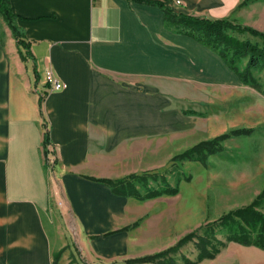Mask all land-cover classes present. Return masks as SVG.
I'll return each instance as SVG.
<instances>
[{"label":"crops","instance_id":"crops-1","mask_svg":"<svg viewBox=\"0 0 264 264\" xmlns=\"http://www.w3.org/2000/svg\"><path fill=\"white\" fill-rule=\"evenodd\" d=\"M241 1L170 0V6L176 13L220 18ZM9 2L27 47L18 45L0 14V264H128L162 250L147 249L171 227H184L188 203L142 199L105 180L135 174L128 147L180 119V112L160 108L159 93H167L161 84L235 82V74L211 49L167 27L155 5ZM194 48L213 56L227 76L204 70ZM46 69L65 84L62 89L49 90ZM46 122L52 166L43 150ZM55 184L67 230L46 215L52 206L58 209L51 201ZM174 210L181 212L179 221L168 227Z\"/></svg>","mask_w":264,"mask_h":264},{"label":"rangeland","instance_id":"rangeland-1","mask_svg":"<svg viewBox=\"0 0 264 264\" xmlns=\"http://www.w3.org/2000/svg\"><path fill=\"white\" fill-rule=\"evenodd\" d=\"M224 17L264 32V0L241 1ZM245 62L246 59H243L239 64L240 69ZM230 71L235 74V82L174 80L161 84L160 89L167 93H159L162 97L160 102H164L160 108L180 112V119H175L174 128L137 139L128 147L126 155L129 161L134 162L137 176L125 179L141 196H146L148 190L171 188L174 189L171 194L150 198L168 196L166 201L174 206L183 201L189 205L184 227H171L154 241L153 244L158 245L149 246L147 250L154 251L160 247L165 250L193 231L203 235L206 225L231 210L250 204L264 190V96L243 84L236 73ZM253 75L264 87V69L254 71ZM215 137H221L220 150L208 155L205 160L193 156L173 160L174 156L195 144ZM53 158L56 156L53 155ZM142 176L147 180L148 189ZM53 187L51 201L58 209L52 206L46 215L55 225L60 224L63 230H67L63 224L65 214L60 212L64 200L60 198L59 184ZM261 210L264 212V204ZM180 214V211L174 210L173 219L167 221L168 227L176 226ZM224 233V229L216 226L217 237L224 239ZM65 237L76 257L78 251L70 233L65 232ZM196 239L193 238L194 241ZM193 240L168 254L173 259L171 263L183 264V255L195 260L197 248ZM73 260L77 261L76 258ZM197 264H264V250L229 242L214 258H205Z\"/></svg>","mask_w":264,"mask_h":264},{"label":"trees","instance_id":"trees-1","mask_svg":"<svg viewBox=\"0 0 264 264\" xmlns=\"http://www.w3.org/2000/svg\"><path fill=\"white\" fill-rule=\"evenodd\" d=\"M150 5L158 6L164 14V23L175 32L186 34L194 38L199 43L205 45L217 53L226 65L236 73L243 84L260 92L264 96L262 83L254 77L253 72L264 69V32L251 26L235 23L227 17L208 18L194 16L185 13H176L170 6V0H134ZM0 14L3 16L7 25L12 31L19 46L27 47L24 41L23 31L15 23L9 0H0ZM22 56V53H21ZM246 59L242 69L239 64ZM43 97L39 98L40 108L42 107ZM215 137L201 141L181 154L174 156L173 160L187 157H195L198 160H205L206 157L220 150L219 139ZM49 126L44 125L43 150L47 163L48 157L54 155L53 147L50 146ZM52 146V145H51ZM56 160V158H55ZM136 174L129 178H136ZM146 176V175H145ZM105 180V179H103ZM145 188L147 180L142 176ZM113 189L118 192L131 191L139 198H150L161 194H171L174 189L151 190L146 196H141L139 191L127 179L117 181L105 180ZM169 188V187H167ZM264 204V190L248 205L229 211L221 216L217 221L205 226L204 234L199 236L196 232H191L181 237L174 245L160 252L147 254L141 257L127 259L128 264L133 263H155V264H178L171 263L173 259L168 257L169 253L176 252L178 248L197 237L195 246L197 255L195 260L183 255V264H197L207 258H214L222 248L229 242H235L244 246H254L264 250V212L261 210ZM216 226L225 230L224 239L215 235Z\"/></svg>","mask_w":264,"mask_h":264},{"label":"bare ground","instance_id":"bare-ground-1","mask_svg":"<svg viewBox=\"0 0 264 264\" xmlns=\"http://www.w3.org/2000/svg\"><path fill=\"white\" fill-rule=\"evenodd\" d=\"M195 54L197 58H200V66L203 67L204 70L207 72L216 75V76H227V72L223 70V68L220 66V63L215 60V58L209 54H206L202 50H195ZM199 67V66H198Z\"/></svg>","mask_w":264,"mask_h":264},{"label":"built area","instance_id":"built-area-1","mask_svg":"<svg viewBox=\"0 0 264 264\" xmlns=\"http://www.w3.org/2000/svg\"><path fill=\"white\" fill-rule=\"evenodd\" d=\"M45 81L49 86V90H59L62 89L65 84L61 81H59L53 74L51 69L45 70ZM51 149V145L49 146ZM55 162V158H53V155H50L48 157L47 163L49 166H52Z\"/></svg>","mask_w":264,"mask_h":264}]
</instances>
